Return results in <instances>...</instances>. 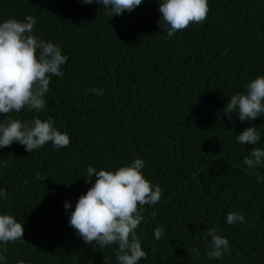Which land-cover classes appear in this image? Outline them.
Instances as JSON below:
<instances>
[{
	"label": "trees",
	"instance_id": "16d2710c",
	"mask_svg": "<svg viewBox=\"0 0 264 264\" xmlns=\"http://www.w3.org/2000/svg\"><path fill=\"white\" fill-rule=\"evenodd\" d=\"M159 2L109 17L96 2L0 0V23L31 15L34 34L68 57L64 75L50 77L45 109L8 114L51 117L70 137L60 149L51 142L31 153L18 142L0 148V189L8 193L0 214L24 229L22 239L0 244L8 264H118L117 245L85 243L68 220L94 183L95 174L85 179L89 165L115 171L137 158L162 191L141 213L136 234L147 257L138 264H264V179L257 181L264 167L243 163L253 147L264 150V115L242 122L223 112L264 75V0H208L204 22L172 37L158 27ZM250 126L261 138L241 145L236 136ZM229 212L244 222L229 225ZM159 226L165 233L157 241ZM209 228L229 241L220 260L206 254Z\"/></svg>",
	"mask_w": 264,
	"mask_h": 264
},
{
	"label": "clouds",
	"instance_id": "9594fccd",
	"mask_svg": "<svg viewBox=\"0 0 264 264\" xmlns=\"http://www.w3.org/2000/svg\"><path fill=\"white\" fill-rule=\"evenodd\" d=\"M85 4H102L109 17L131 12L142 4V0H82ZM157 22L160 32L172 37L190 24H202L209 12L208 0H160ZM36 19L28 15L23 21L9 18L0 23V148L18 142L28 153L51 142L57 148H66L70 144L67 133L57 130L51 117L41 120L34 117L30 121L12 119L9 113L20 112L26 106L37 112L45 109V95L49 91L50 77H62V66L68 57L62 54L59 46L46 42L42 36L35 35ZM226 54V53H225ZM243 92L230 97L224 107L225 116L232 115L240 121H253L264 115V75L257 76L244 85ZM94 94L103 95L100 89ZM260 133L255 126L244 129L236 136L241 145H256ZM243 163L250 169L264 167V150L253 147ZM145 161L137 158L130 165L121 166L115 171L97 170L89 165L86 182L95 174L94 183L79 196L74 210L69 216V224L83 241L99 248L117 245L118 264H138L147 257L141 246L136 229L144 219L141 214L145 205H154L160 201L162 191L159 185H153L143 175ZM36 179L46 176L36 174ZM264 177H257V181ZM6 189H0V196L7 197ZM64 208L71 207L69 202ZM244 216L229 212L226 222L231 225L244 222ZM23 225L12 215L0 214V244L15 242L23 237ZM165 233L163 226L154 229V239L159 241ZM210 247L206 254L210 259L220 260L230 254L229 241L209 228ZM197 253L196 249H192ZM7 248L0 250V264H8ZM18 264H26L19 260Z\"/></svg>",
	"mask_w": 264,
	"mask_h": 264
}]
</instances>
